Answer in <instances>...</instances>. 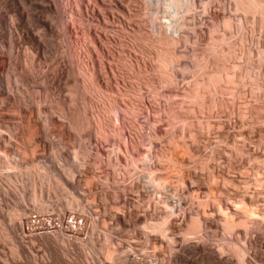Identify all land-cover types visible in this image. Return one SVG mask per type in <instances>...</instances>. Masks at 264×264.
Wrapping results in <instances>:
<instances>
[{
    "label": "rangeland",
    "instance_id": "obj_1",
    "mask_svg": "<svg viewBox=\"0 0 264 264\" xmlns=\"http://www.w3.org/2000/svg\"><path fill=\"white\" fill-rule=\"evenodd\" d=\"M3 1L14 55L35 59L37 80L12 76L9 95L0 91V264H238V249L240 264H264L259 16L234 0H119V13L115 0H54L56 12H33L44 22L60 15L58 36L20 21L17 13H31L22 0ZM84 64L97 85L89 94ZM47 72L55 78L44 91L38 79ZM191 218L201 221L193 235ZM161 221L170 240L143 228Z\"/></svg>",
    "mask_w": 264,
    "mask_h": 264
},
{
    "label": "bare ground",
    "instance_id": "obj_2",
    "mask_svg": "<svg viewBox=\"0 0 264 264\" xmlns=\"http://www.w3.org/2000/svg\"><path fill=\"white\" fill-rule=\"evenodd\" d=\"M21 1V0H20ZM55 1H58V0H55ZM55 1L54 0H22V2L20 3V5L22 4L23 6H25V7H28L27 9L29 10V9H31V13H30V11H29V15L28 16H24V14L23 13H17V16H18V18H19V20L20 21H23L24 23L26 22L27 23V25H28V23H38V24H40V25H42L47 31H49V32H51L52 34H57L58 36H61L60 34L62 33V32H60V30L58 29V23L60 24L61 23V19L59 20V17H61L60 15H59V17H57V16H55V17H48V18H50L49 20H47L46 22H44V21H42L41 20V16L40 15H38V13H36V12H33V10H35V9H38L41 13H53V12H56V8L58 7V6H56V3H55ZM68 1V0H67ZM78 1H81V0H78ZM61 2H63V1H61ZM66 2V1H65ZM86 2H87V5H88V3H90L91 4V1L90 2H88L87 0H86ZM96 2V1H95ZM16 3V2H15ZM43 3H46L47 5H45V6H43ZM115 5L114 6H116V9H114L115 10V12H117V13H119L120 12V8H121V3H120V1L119 0H115ZM170 3L172 4H170L169 6H180V5H183L182 4V2H181V4H180V0H170ZM234 3L236 4L235 6L237 7L236 8V10L237 9H239L240 11H242V12H245V13H251L252 14V16L253 15H258V16H256V17H258L256 20L257 21H259L258 19H260V21H261V23L262 22H264V0H234ZM10 4V3H9ZM70 4V3H69ZM68 4V5H69ZM77 4V3H76ZM75 4V5H76ZM83 4V3H82ZM86 4V3H85ZM96 4V3H95ZM8 4H7V2H5V1H3V0H0V47H2V48H5L6 49V52H5V57H6V61H7V66L5 67L4 66V64L0 61V91L1 92H3L4 94L5 93H8L9 92V90L11 91V89H10V78L13 76V77H15L16 78V80L17 81H19V82H21V83H26V82H28V81H30L31 79H32V77L34 76L33 74H35L34 72H37L36 70H35V67H37V65L35 64V59L33 58V57H31L27 52H24V53H22V56H19L20 57V59H19V57H18V54L15 56L14 55V47H15V41L14 40H12L11 39V32H10V30H9V26H10V22H8L7 21V19H6V17L7 16H5L3 13H2V9L4 8V7H6ZM18 5V4H17ZM16 5V6H17ZM21 5V6H22ZM59 5V4H58ZM92 5H94V4H92ZM91 5V6H92ZM13 6V5H12ZM60 6V5H59ZM79 6H80V4H79ZM83 6V5H82ZM9 7H10V5H9ZM64 7V6H63ZM189 7V6H188ZM59 8V7H58ZM71 8V7H70ZM77 8V7H76ZM82 8V7H81ZM81 8H77L78 10H79V12L80 11H82V10H80ZM179 8V7H178ZM93 9V8H92ZM91 10V9H90ZM117 10V11H116ZM177 10V9H176ZM179 10V9H178ZM239 10H237V11H239ZM62 11V10H61ZM61 11H60V13H61ZM236 11V12H237ZM63 12V11H62ZM77 12V11H76ZM65 13V12H64ZM70 13V12H69ZM78 13V12H77ZM72 13H70L69 15H71ZM79 14V13H78ZM81 14H83V13H80V15ZM177 14V13H176ZM241 14H243V13H241ZM27 15V14H26ZM62 15V14H61ZM68 15V16H69ZM73 15V14H72ZM72 15L71 16H69L70 18H72ZM75 15V14H74ZM115 15H116V13H115ZM249 15V14H248ZM65 16H66V14H65ZM82 16V15H81ZM251 16V15H250ZM69 17H68V19H69ZM118 17H119V15H118ZM247 17V16H246ZM255 17V16H254ZM66 17H64L63 18V16H62V19H65ZM120 18V17H119ZM118 18V19H119ZM251 18V17H250ZM73 19H74V17H73ZM72 19V21H73V23H75V21ZM81 19H82V17H81ZM117 19V18H116ZM67 20V19H66ZM70 20V19H69ZM250 20V19H249ZM252 20H253V17H252ZM10 21V20H9ZM60 21V22H59ZM71 21V20H70ZM69 21V22H70ZM72 21H71V24H72ZM22 22V23H23ZM63 22V21H62ZM118 22H120V20L118 21ZM253 22V21H252ZM170 23H171V21H170ZM67 24V23H66ZM65 25V24H64ZM74 25V24H73ZM172 26H173V28H172ZM172 26H170L172 29H175V27L176 26H174V24L172 25ZM60 27H61V25H60ZM64 27V26H63ZM66 27V26H65ZM65 29V28H64ZM171 29V30H172ZM61 30H63L62 29V27H61ZM173 31V30H172ZM67 32V31H66ZM65 32V33H66ZM173 34H174V32H173ZM26 39H27V41L29 42V43H31V44H33V45H36V46H40V41L39 40H37V38L34 36V35H31V37H26ZM61 40H62V38H61ZM173 40V39H172ZM61 42H63V41H61ZM96 45V44H95ZM94 45V46H95ZM41 46H43V45H41ZM95 50L97 51L98 49H96L95 48ZM95 50H93V51H95ZM100 50V49H99ZM87 52V51H86ZM95 53V52H94ZM96 54H98L97 52H96ZM87 55H91L89 52H88V54ZM99 55V54H98ZM71 56V55H70ZM91 58H92V56H90V60H91ZM172 58V57H171ZM77 60V59H76ZM172 60V59H171ZM74 62V61H73ZM171 62V61H170ZM164 63V62H163ZM166 63V62H165ZM164 63V64H165ZM76 64H77V62H76ZM82 64L83 63H81L80 64V66H82ZM94 64V63H93ZM167 65H168V63H166ZM85 65H87V64H84L83 66L84 67H78L79 69H80V71L78 70V72H80V74H83L84 75V77H83V75L81 76L80 75V77H83V78H85V79H83L84 80V84H86V85H84V84H82V85H84L85 87V90L86 91H89L88 92V94L89 93H92V91L95 89L94 87L96 86L97 87V85H95V86H93L94 84L92 83L93 82V80L94 79H92L91 78V76H93L91 73L89 74L88 73V68H86V66ZM166 65V66H167ZM76 66V65H75ZM78 66H79V62H78ZM164 66V65H163ZM165 66V67H166ZM39 67V66H38ZM77 67V66H76ZM87 67H89V66H87ZM78 68H76V69H78ZM93 68H94V66H93ZM38 69V68H37ZM75 69V70H76ZM35 70V71H34ZM89 70H90V68H89ZM38 71H39V69H38ZM50 72V71H49ZM89 72H91V71H89ZM52 73V72H51ZM51 73H49V74H51ZM48 74V72L47 73H43L42 74V76H40V78L38 79L39 81V83H41V85H42V87L44 88V91H46V90H48V88H50L51 87V84H52V82H53V76H54V74L52 73L51 75L52 76H50ZM66 76H68V74L66 75ZM78 76H79V74H78ZM33 78H35V80H37L36 79V77L34 76ZM54 78H55V76H54ZM231 78H232V75H231ZM91 79H92V81H91ZM82 80V81H83ZM15 81V80H14ZM93 84V85H92ZM96 84V83H95ZM21 85H23V84H21ZM100 87V86H99ZM82 89H83V87H82ZM101 89V88H100ZM70 90H72V89H70ZM84 90V89H83ZM92 90V91H91ZM97 90L98 89H96L95 91H96V93H98L97 92ZM50 91V90H49ZM85 91V92H86ZM91 91V92H90ZM107 91V90H106ZM42 92V91H41ZM71 92V91H70ZM74 91L72 90V93H73ZM84 92V93H85ZM94 92V91H93ZM99 92H100V90H99ZM101 92L103 93V90H101ZM100 92V93H101ZM105 92V91H104ZM2 93V94H3ZM27 93V92H26ZM23 94V93H22ZM71 94V93H70ZM86 94V93H85ZM94 94V93H93ZM109 94V93H108ZM7 95H9V93L7 94ZM26 95V94H25ZM92 95V94H91ZM96 95V94H95ZM98 95V94H97ZM102 95V94H101ZM21 96V95H20ZM27 96V95H26ZM25 96V97H26ZM32 96V95H31ZM43 96V95H42ZM86 96V95H85ZM88 96V95H87ZM100 96V95H99ZM106 96V95H105ZM105 96H103L104 98H105ZM0 97H2L3 98V96H0ZM48 96H47V93H45L44 94V96H43V98L42 99H40V100H38V101H36L35 103L37 104V107H36V109H37V112H39L40 113V111H41V109H40V104L43 102V100H45V102H49L48 100L50 99H47V101H46V98H47ZM50 97V96H49ZM89 97H91V96H89ZM102 97V96H101ZM102 97V98H103ZM5 98V97H4ZM31 98V97H30ZM72 98V97H71ZM92 98V97H91ZM90 98V99H91ZM94 98V97H93ZM100 98V97H99ZM103 98V99H104ZM85 99V98H84ZM90 99H89V102H90ZM95 99V98H94ZM94 99H92V100H94ZM51 100H52V98H51ZM88 100V99H87ZM101 99H99V101H100ZM1 101V100H0ZM82 101H85V100H82ZM95 101V100H94ZM97 101H98V98H97ZM98 101V102H99ZM105 101H106V99H105ZM108 101V100H107ZM109 101H111V100H109ZM108 101V102H109ZM113 101V100H112ZM117 102H118V100H116ZM5 101H1L0 102V111L2 110V108L3 107H5L4 106V103ZM32 102H33V100H32ZM86 102V101H85ZM91 102H93V101H91ZM90 102V103H91ZM97 102V103H98ZM116 102V103H117ZM44 103V102H43ZM101 103V105H103V103L102 102H100ZM100 103H98V104H100ZM114 103V102H113ZM16 104V103H15ZM49 104V103H48ZM86 104V103H85ZM93 104H94V102H93ZM112 104V103H111ZM115 104V103H114ZM29 105V104H28ZM45 105V104H44ZM107 105V104H106ZM13 106H15V105H13ZM12 106V107H13ZM18 106V105H17ZM27 106V105H26ZM26 106H24V107H26ZM85 106V108L83 109L84 111L85 110H87V106L88 105H84ZM98 106V105H97ZM108 106V105H107ZM111 106V107H110ZM107 109H105L106 111L108 110V112H111V114H112V111H109L112 107H113V104L112 105H110ZM29 107V106H28ZM50 107V106H49ZM95 107H96V105H95ZM100 107V106H99ZM103 107V106H102ZM106 107V106H105ZM116 107V106H115ZM114 107V108H115ZM119 107V106H118ZM16 108H18V107H16ZM80 108H83V107H80ZM90 108V107H89ZM98 108V107H97ZM120 108V107H119ZM102 109V108H101ZM121 109V108H120ZM4 110H5V108H4ZM10 110V109H9ZM15 110V109H14ZM17 110V109H16ZM90 110V109H89ZM93 110V109H92ZM95 110V109H94ZM98 110V109H97ZM111 110H114L113 108L111 109ZM123 110V109H122ZM18 111V110H17ZM84 111H82V112H84ZM99 111V110H98ZM97 111V112H98ZM22 112V111H21ZM91 113L93 112V111H90ZM97 112H96V114H97ZM105 112V111H104ZM115 112V111H114ZM117 112V111H116ZM115 112V113H116ZM123 112V111H122ZM5 113V112H4ZM52 113V112H51ZM87 113V112H86ZM95 113V112H94ZM100 113V112H99ZM102 113H103V111H102ZM114 113V114H115ZM47 114V113H46ZM82 114H84V113H82ZM96 114H95V116H96ZM119 114V113H118ZM122 114V113H121ZM2 115H3V113H2ZM48 115V114H47ZM89 115H90V113H89ZM94 115V114H93ZM93 115H91L92 117H93ZM99 115V114H98ZM103 115H106V113L105 114H103ZM107 115H110V114H107ZM116 115V114H115ZM0 116H1V114H0ZM4 116V115H3ZM29 116V115H28ZM42 116H45V115H42ZM83 116V115H82ZM100 116H102L101 114H100ZM98 118H100L99 116H97ZM96 117V118H97ZM107 117V116H106ZM45 118H48V117H45ZM82 118H87L88 119V117L87 116H85V114H84V116L82 117ZM91 118V117H90ZM94 118V117H93ZM101 118H103V116L101 117ZM109 118H111L110 116H109ZM112 118H113V115H112ZM116 118H118V116L116 115ZM86 120V119H85ZM97 120V119H96ZM102 120V119H101ZM105 120H106V118H105ZM105 120H103V121H105ZM115 121H118V120H116V119H114ZM69 121V120H68ZM84 121V120H83ZM90 121H93V119H91ZM95 121V120H94ZM99 121V120H98ZM72 123H74V122H72ZM92 123V122H91ZM90 123V124H91ZM98 123H101V122H98ZM46 124V123H45ZM71 124V123H70ZM82 124H84L83 122H82ZM88 124H89V122H88ZM87 123L85 124L86 126L88 125ZM94 124V123H93ZM92 124V125H93ZM109 124V123H108ZM69 125V124H68ZM97 124H95V126H96ZM106 125V124H105ZM116 125V124H115ZM43 126V125H42ZM45 126V125H44ZM76 126V125H75ZM84 126V125H83ZM82 126V127H83ZM89 126V125H88ZM107 126V125H106ZM69 127V126H68ZM71 127V126H70ZM79 127V126H78ZM90 127V126H89ZM100 127V126H99ZM103 127V126H102ZM105 127V126H104ZM72 128H73V126H72ZM75 128V127H74ZM88 128V127H87ZM92 128V127H91ZM101 128V127H100ZM100 128H99V130H100ZM70 129V128H69ZM78 129V128H77ZM83 129H85V127H83ZM95 129V128H94ZM97 129V128H96ZM101 129H104V128H101ZM106 129V128H105ZM104 129V130H105ZM73 130V129H72ZM79 130V129H78ZM82 130V129H81ZM87 130V129H86ZM83 131V130H82ZM85 131V130H84ZM96 131V130H95ZM42 133V132H41ZM44 133V132H43ZM72 133H74V132H72ZM75 133H77V132H75ZM0 134H2V131H0ZM4 134V133H3ZM79 134V133H78ZM95 134H96V132H95ZM98 134V133H97ZM102 132H101V136H102ZM112 134V133H111ZM104 135H105V133H104ZM114 135H115V133H114ZM114 135H112V136H114ZM117 135V134H116ZM10 136V135H9ZM13 136V135H12ZM15 136V135H14ZM24 136V135H23ZM26 136V135H25ZM37 136V135H36ZM39 136V135H38ZM37 136V137H38ZM47 136V135H46ZM40 137V136H39ZM48 137V136H47ZM51 137V136H50ZM102 137H104V136H102ZM106 137V136H105ZM115 137V136H114ZM9 138V137H8ZM36 138V137H35ZM85 138H86V136H85ZM101 138V137H100ZM5 139V138H4ZM10 139V138H9ZM51 139V138H50ZM103 139V138H102ZM23 140V139H22ZM43 140H45V139H43ZM34 141V140H33ZM3 142V141H2ZM1 142V143H2ZM40 142V141H39ZM49 142V141H48ZM54 142V141H53ZM12 143V142H11ZM24 143V142H23ZM27 143V142H26ZM47 143V142H46ZM14 144H17V143H14ZM29 144V143H28ZM36 144V143H35ZM11 146V145H10ZM21 146V145H20ZM24 146V145H23ZM30 146V145H29ZM58 146V145H57ZM8 147H9V145H8ZM36 148H37V146H35ZM34 147V148H35ZM12 148V147H11ZM16 148V147H15ZM33 148V149H34ZM61 148V147H60ZM25 149V148H24ZM117 149V148H116ZM4 150V149H3ZM2 150V151H3ZM119 150V149H118ZM6 151V150H5ZM25 151V150H24ZM114 151V150H113ZM86 152V151H85ZM89 153V152H88ZM87 154V153H86ZM149 154V153H148ZM147 154H145V156H146ZM144 156V157H145ZM148 156V155H147ZM143 157V158H144ZM147 158V157H146ZM117 159V158H116ZM132 162H133V160H132ZM145 162H147V161H145ZM148 162H150V161H148ZM132 164V163H131ZM133 165H131V167H132ZM149 168V167H148ZM146 169H147V167H146ZM145 171V170H144ZM135 173V172H134ZM184 173V172H183ZM182 173V174H183ZM210 174V173H209ZM184 175V174H183ZM147 176V175H146ZM184 178L186 179V177L184 176ZM161 180V179H160ZM179 180V179H178ZM188 180V179H187ZM186 181V180H185ZM160 182V181H159ZM176 182V181H175ZM180 181H178V183H179ZM186 183V182H185ZM171 184V183H170ZM177 184V183H176ZM162 186V185H161ZM161 186L159 187L158 185H157V187L158 188H160L161 189ZM179 186V185H178ZM177 188V187H176ZM207 188V187H206ZM171 189V188H170ZM224 189V188H223ZM172 190V189H171ZM218 191V190H217ZM173 192V191H172ZM221 193V192H220ZM223 193H225V192H223ZM228 193V192H227ZM206 194V193H205ZM204 194V195H205ZM208 194V193H207ZM211 194V193H210ZM244 194V193H243ZM220 195V194H219ZM218 195V196H219ZM221 195H222V193H221ZM226 195H228V194H226ZM231 195V194H230ZM210 196V195H209ZM215 196V195H214ZM223 196V195H222ZM250 195H248V197H249ZM212 197V196H211ZM226 197V196H225ZM229 197V196H228ZM247 197V196H246ZM206 198H207V196H206ZM250 198V197H249ZM203 199V198H202ZM211 199V198H210ZM220 199V198H219ZM233 199V198H232ZM258 199V198H257ZM205 200V199H204ZM204 200H203V202H204ZM214 200H215V198H214ZM224 200V199H223ZM222 200V201H223ZM227 200V199H226ZM206 201H208V200H206ZM211 201V200H210ZM216 201V200H215ZM215 201H213V202H215ZM218 201V200H217ZM221 201V200H220ZM228 201V200H227ZM230 201V200H229ZM231 201H234V199L233 200H231ZM238 201V200H237ZM256 201V200H255ZM260 201V200H259ZM162 202V201H161ZM201 202V201H200ZM198 203L199 205H201V203ZM213 202H211L212 204H214ZM219 202V201H218ZM70 203V202H69ZM204 203H206V202H204ZM217 203V202H216ZM255 203V202H254ZM220 204H222V203H220ZM225 204V203H224ZM264 204V203H263ZM263 204H262V206H263ZM69 205V204H68ZM166 205V204H165ZM206 204H204V206H205ZM261 205V204H260ZM207 206V205H206ZM217 206V205H216ZM220 206V205H219ZM231 206V205H230ZM229 206V207H230ZM235 206V205H234ZM199 207V206H198ZM207 207H209V206H207ZM221 207V206H220ZM201 208V207H200ZM214 208V207H213ZM225 208V207H224ZM259 208V207H258ZM218 210H219V208H217ZM232 209V208H231ZM235 209H236V207H235ZM244 209H246V208H244ZM261 209V208H260ZM238 210V209H237ZM256 210L257 209H255V210H253V208H252V210L251 211H253V216H255L254 215V211L256 212ZM200 211V210H199ZM224 211V210H223ZM241 211V210H240ZM239 211V212H240ZM242 211H244V210H242ZM247 211V210H246ZM251 211H249V212H251ZM169 212H171V210L169 211ZM224 212H226V210L224 211ZM229 212V211H228ZM236 212H238V211H236ZM245 212V211H244ZM249 212L247 213L248 215H249ZM260 213H261V211H259ZM199 213V212H198ZM212 213V212H211ZM241 213V212H240ZM222 215H225L224 213L222 214ZM229 216H231V214H228ZM227 215V216H228ZM243 215V214H242ZM67 216V215H66ZM226 216V217H227ZM196 217V216H195ZM204 217V216H203ZM226 217H224L223 219H224V224L222 225V226H224L226 229H229V230H231L230 228H231V226H233V224H234V222H232L231 220H227L228 218H226ZM231 217H233V216H231ZM231 217H229V219L231 218ZM238 217V216H237ZM250 217V216H249ZM263 216H261V218H262ZM63 218V217H62ZM206 218V217H205ZM236 218V217H235ZM251 218H252V216H251ZM264 218V217H263ZM165 219H166V217H165ZM207 219V218H206ZM233 219H234V217H233ZM248 219H250V218H248ZM255 219V218H254ZM257 219V218H256ZM259 220H261L262 221V219H260V218H258ZM257 219V220H258ZM35 220V219H34ZM163 220V219H162ZM203 220V219H202ZM245 220V222H246V219H244ZM164 222H165V224H166V220H163ZM221 221V220H220ZM238 221L239 220H237V223H238ZM248 221V220H247ZM64 222V221H63ZM243 222V221H242ZM245 222H243V224L245 223ZM62 223V222H61ZM188 227H187V234H196L198 231H200L201 230V221H199V219L197 218H191L190 220H188ZM222 223V222H221ZM236 223V222H235ZM236 223V224H237ZM240 223L241 222H239V225H240ZM60 224V223H59ZM246 224V223H245ZM257 224V223H256ZM61 225V224H60ZM164 224H162V221H161V223L160 222H158V223H153V224H145V226H143V228H145L144 230H145V232H147V234L148 233H150V231H151V233H157V234H159L161 237H163V238H161V239H167L168 237V235H167V232L165 233V228H164V226H163ZM200 225V226H199ZM221 225V224H220ZM166 226V225H165ZM236 226H238V225H236ZM236 226H235V228H236ZM244 226V225H243ZM200 227V228H199ZM241 227H242V225H241ZM246 227V226H245ZM245 227H242V228H245ZM63 228V227H62ZM234 228V227H233ZM167 231V230H166ZM143 233H144V231H143ZM150 233V234H151ZM199 233V232H198ZM144 235H146V234H144ZM149 235V234H148ZM152 235V234H151ZM150 235V236H151ZM167 235V236H166ZM160 236H158V237H160ZM186 236H188V235H186ZM73 237V236H72ZM75 237V236H74ZM75 238H79V237H75ZM146 239V238H145ZM169 239V238H168ZM167 239V240H168ZM149 240V239H148ZM170 240V239H169ZM166 241V240H165ZM169 243V242H168ZM240 249H238V250H236L237 251V253L235 252V254H236V259H237V263L238 264H240L241 263V261H242V258H243V251H239ZM113 252V251H112ZM125 253V252H124ZM112 254V253H111ZM127 254V253H126ZM132 254V253H131ZM120 255H122L123 256V254H120ZM127 255H129V254H127ZM126 255V256H127ZM108 256V255H107ZM124 256H125V254H124ZM109 257V256H108ZM112 258V257H111ZM125 258V257H124ZM126 258H128V256L126 257ZM107 259V257L104 259V260H106ZM110 259V258H109ZM108 260V259H107ZM125 260H127V259H125ZM137 261V260H136ZM108 262V261H107ZM126 262V261H125ZM124 263V262H123ZM139 263V262H138ZM110 264V263H109ZM126 264V263H125Z\"/></svg>",
    "mask_w": 264,
    "mask_h": 264
}]
</instances>
